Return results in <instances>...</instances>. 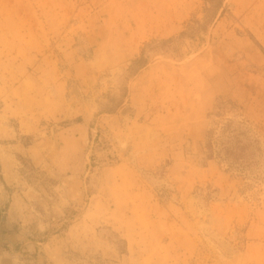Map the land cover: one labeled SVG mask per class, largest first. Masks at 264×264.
<instances>
[{"label": "rangeland", "instance_id": "rangeland-1", "mask_svg": "<svg viewBox=\"0 0 264 264\" xmlns=\"http://www.w3.org/2000/svg\"><path fill=\"white\" fill-rule=\"evenodd\" d=\"M0 205V264H264V0H0Z\"/></svg>", "mask_w": 264, "mask_h": 264}, {"label": "trees", "instance_id": "trees-1", "mask_svg": "<svg viewBox=\"0 0 264 264\" xmlns=\"http://www.w3.org/2000/svg\"><path fill=\"white\" fill-rule=\"evenodd\" d=\"M134 65L142 67L144 65L143 59L139 58L134 61ZM243 134L232 136L226 139L223 147V158L228 160L229 165L237 164L241 169L251 168L257 165L258 157H262V150L258 141L254 140L253 143L248 139L242 138Z\"/></svg>", "mask_w": 264, "mask_h": 264}, {"label": "crops", "instance_id": "crops-1", "mask_svg": "<svg viewBox=\"0 0 264 264\" xmlns=\"http://www.w3.org/2000/svg\"><path fill=\"white\" fill-rule=\"evenodd\" d=\"M16 147H17V144H16ZM1 161H2V163H4V162H6L5 160L3 161L2 159H1ZM16 174H17V172H16ZM8 176H9V178H11V174H8ZM12 176L14 177L15 176V174H13L12 173ZM1 206V205H0ZM6 217V216H5ZM1 217H0V236L2 235V234H4V230H5V226L7 225V226H9V223H10V220H7V221H2L1 222ZM8 219V218H7ZM7 222H9V223H7ZM2 248L0 247V250H1Z\"/></svg>", "mask_w": 264, "mask_h": 264}]
</instances>
